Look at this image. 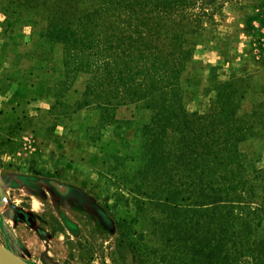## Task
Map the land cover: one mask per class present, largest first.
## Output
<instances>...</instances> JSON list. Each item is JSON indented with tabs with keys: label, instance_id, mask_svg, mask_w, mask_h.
Here are the masks:
<instances>
[{
	"label": "rangeland",
	"instance_id": "374dc122",
	"mask_svg": "<svg viewBox=\"0 0 264 264\" xmlns=\"http://www.w3.org/2000/svg\"><path fill=\"white\" fill-rule=\"evenodd\" d=\"M58 1L0 0V242L31 264H170L163 216L134 173L149 111L122 105L113 124L99 127V110L81 102L88 75L65 80L63 46L40 36ZM218 16L217 25L203 23L183 75L184 101L190 110L205 108L211 65L222 67L221 78H244L239 113L256 114L239 149L262 171L264 211V0L224 3ZM51 155L61 172L57 163L47 172L15 169L22 158ZM257 234L264 236V212ZM180 260L190 264L184 253Z\"/></svg>",
	"mask_w": 264,
	"mask_h": 264
},
{
	"label": "trees",
	"instance_id": "16d2710c",
	"mask_svg": "<svg viewBox=\"0 0 264 264\" xmlns=\"http://www.w3.org/2000/svg\"><path fill=\"white\" fill-rule=\"evenodd\" d=\"M242 1L59 0L40 33L63 46L65 80L88 75L81 102L99 110V127L113 124L122 105L149 111L134 173L163 216L170 264H183L182 253L190 264H264V236L257 234L262 171L239 149L256 114L239 113L245 80L235 73L221 78L222 67L211 65L208 104L190 110L184 101L183 75L205 19L217 25L224 3ZM114 226L125 242L122 222Z\"/></svg>",
	"mask_w": 264,
	"mask_h": 264
},
{
	"label": "crops",
	"instance_id": "0c3cea01",
	"mask_svg": "<svg viewBox=\"0 0 264 264\" xmlns=\"http://www.w3.org/2000/svg\"><path fill=\"white\" fill-rule=\"evenodd\" d=\"M51 156L52 157H47V160L45 159L44 161H42L37 156H36V159H29V160H26V159L23 160V158H22V161L21 160L18 161L19 165H17L18 167L16 166L15 169H17L18 172H22V171L29 170V167H31L30 168L31 171L35 169L37 171L39 170V171L47 172L48 170L54 169L55 164L57 163V161H56L57 158L54 155H51ZM33 158H35V157H33ZM18 163H16V164H18ZM62 165L63 164H58L57 163L56 169L59 172H61L60 168H61ZM69 169L71 170L72 168L70 167ZM0 193H2L3 195L5 194V192L2 189H0ZM4 198H5V196L3 197V199ZM8 248L13 251L12 247H8Z\"/></svg>",
	"mask_w": 264,
	"mask_h": 264
},
{
	"label": "water",
	"instance_id": "95a60500",
	"mask_svg": "<svg viewBox=\"0 0 264 264\" xmlns=\"http://www.w3.org/2000/svg\"><path fill=\"white\" fill-rule=\"evenodd\" d=\"M1 189V188H0ZM0 264H31L0 242Z\"/></svg>",
	"mask_w": 264,
	"mask_h": 264
}]
</instances>
